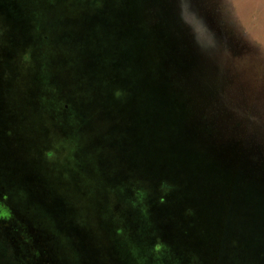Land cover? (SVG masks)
Listing matches in <instances>:
<instances>
[{"label":"rangeland","instance_id":"rangeland-1","mask_svg":"<svg viewBox=\"0 0 264 264\" xmlns=\"http://www.w3.org/2000/svg\"><path fill=\"white\" fill-rule=\"evenodd\" d=\"M247 12L0 0V203L21 232L0 226V264L28 242L45 255L40 236L58 264H264V156L201 148L194 129L211 110L264 144Z\"/></svg>","mask_w":264,"mask_h":264},{"label":"trees","instance_id":"trees-1","mask_svg":"<svg viewBox=\"0 0 264 264\" xmlns=\"http://www.w3.org/2000/svg\"><path fill=\"white\" fill-rule=\"evenodd\" d=\"M185 108L187 109V106H185ZM201 113V112H199ZM186 114V112H185ZM198 120H199V126L196 127L194 126L196 131V136L197 138H195L199 143H200V147L203 148L205 146H220L223 145L224 147L230 146L232 144L233 146V141H239L241 142V146H242V151L244 154V158H247L248 156H251L252 154H254L255 156H264V144L262 143H258V146L256 148H258V150H254V151H250L251 144L253 142L251 136H249L248 134L243 135V132L241 131V133L239 132L238 128H235L234 126H231V128H229V124H228V120L229 118L226 116V126L225 128L220 127L218 124V120H220L219 116H215V114H213V111L211 112V110H206V113L204 111V114H198ZM224 122V123H225ZM228 127V128H227ZM235 128V129H234ZM259 130V129H258ZM260 133V132H259ZM200 138V139H198ZM207 142V145L204 144ZM234 149H236L234 147ZM218 150L222 151L223 148H218ZM231 154L233 155H237V153L242 154L240 151L238 152H233V151H237V150H230ZM251 154V155H250ZM252 163H254L253 161H250ZM12 210H8L4 204L0 203V226H5V227H11L10 230V234L12 233V235H19L21 232L19 231V225L18 223L15 221V214L14 212H11ZM41 238H39L40 240V245L39 247H42L45 249H47L46 254L45 255H40L38 253L31 251L32 256L28 257V253H29V249H30V245L31 243L28 242L26 243L25 246H23L22 249V253L24 254L25 257V262L23 264H51V262H49V259L51 258L50 256H48V251L53 253L52 256V260L53 263L52 264H58V258L55 255V251L53 250V248L50 245V241L48 240V238H43L42 236H40ZM27 238V237H26ZM21 262V261H20ZM15 264H19V262L17 261Z\"/></svg>","mask_w":264,"mask_h":264},{"label":"clouds","instance_id":"clouds-1","mask_svg":"<svg viewBox=\"0 0 264 264\" xmlns=\"http://www.w3.org/2000/svg\"><path fill=\"white\" fill-rule=\"evenodd\" d=\"M232 3L248 9L243 19L246 43L264 54V0H232Z\"/></svg>","mask_w":264,"mask_h":264}]
</instances>
